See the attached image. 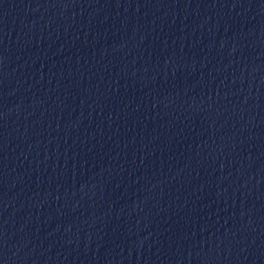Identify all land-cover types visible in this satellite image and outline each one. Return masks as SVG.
Here are the masks:
<instances>
[{"label": "water", "instance_id": "1", "mask_svg": "<svg viewBox=\"0 0 264 264\" xmlns=\"http://www.w3.org/2000/svg\"><path fill=\"white\" fill-rule=\"evenodd\" d=\"M0 264H264V0H0Z\"/></svg>", "mask_w": 264, "mask_h": 264}]
</instances>
